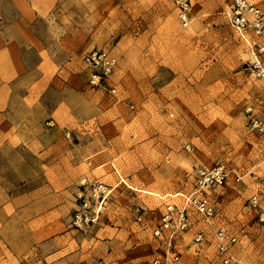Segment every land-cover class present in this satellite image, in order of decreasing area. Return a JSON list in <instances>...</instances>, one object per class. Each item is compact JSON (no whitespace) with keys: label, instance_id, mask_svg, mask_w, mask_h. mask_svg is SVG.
<instances>
[{"label":"rangeland","instance_id":"rangeland-1","mask_svg":"<svg viewBox=\"0 0 264 264\" xmlns=\"http://www.w3.org/2000/svg\"><path fill=\"white\" fill-rule=\"evenodd\" d=\"M177 1L0 0V45H17L11 57L44 80L22 86L20 110L38 97L33 108L60 124L48 126L58 143L52 169L45 151L27 148L29 134L4 135L17 149L0 157V264H148L163 252L154 233L167 206L196 188L198 170L221 163L243 178L210 193L211 224L191 213L180 264H224L218 229L238 238L232 264H264V135L248 129L250 115L264 122V77L252 67L264 66V29L248 43L229 23L233 0H189L184 27ZM250 1L264 22V0ZM101 49L118 65L94 85L83 56ZM61 172L68 188L53 180L54 226L45 229L50 220L35 210ZM93 182L108 188L105 208L97 225L76 227L78 195ZM62 236L69 249L46 259L44 244Z\"/></svg>","mask_w":264,"mask_h":264},{"label":"built area","instance_id":"built-area-1","mask_svg":"<svg viewBox=\"0 0 264 264\" xmlns=\"http://www.w3.org/2000/svg\"><path fill=\"white\" fill-rule=\"evenodd\" d=\"M181 19L184 27L189 25V0L177 1ZM230 25L246 40L248 33L254 31L262 35L264 29L263 13L257 5L250 0H233L229 12ZM83 62L93 70L92 84L100 85L105 83L114 73L118 65V58L110 51L101 49L92 51L83 56ZM252 67L259 76L264 77V66L256 59ZM115 93L116 89H112ZM251 112V111H248ZM248 129L256 135H264V122L255 115H250ZM233 177L237 182L242 180L240 173L224 163L218 164L212 169H200L197 172L196 188L189 194L183 196L180 204L168 205L163 215L161 224L154 235L162 245L163 252L156 254L148 264H180L182 255L178 247L180 242L186 240L192 222L191 213L196 212L206 222L211 224L217 212L212 202L210 193L222 187ZM107 187L102 183L93 182L84 184L79 199V207L75 211L74 225L79 228L95 226L99 223L100 214L105 208L107 200ZM252 206L258 205V198H252ZM140 213L138 220H143ZM222 262L232 264L235 260L232 254V246L238 243L237 236L225 229H218L215 232ZM194 244L198 245L203 241V234H197Z\"/></svg>","mask_w":264,"mask_h":264},{"label":"crops","instance_id":"crops-1","mask_svg":"<svg viewBox=\"0 0 264 264\" xmlns=\"http://www.w3.org/2000/svg\"><path fill=\"white\" fill-rule=\"evenodd\" d=\"M1 44V42H0ZM20 46V44H19ZM16 45L15 48L9 45H0V157L4 158V151L5 150H16L17 145H14L12 141H5L4 135L10 134L13 139L14 134L20 135H28L31 141H28L27 148L29 149H36L38 151H45L44 159L46 161L45 167L53 168L54 164V156L52 154L53 149H57L58 143H54L53 141L49 140L50 134L52 133L53 129L49 128L48 126L56 125V128H59L60 125L53 119V115L43 109V111H36L33 106L36 104L38 100H34L32 105L27 104V102L23 103V107L25 110L21 111L20 106L21 103V95L20 89L22 86L29 85H40L43 83L44 80H39L36 78V73L34 70H26L22 59L19 56L11 57L10 53L11 50L17 54ZM9 62L10 66H3V62ZM43 64V63H42ZM41 68V67H40ZM35 75L34 77H32ZM36 81H38L36 83ZM51 82V80H49ZM32 82V84H30ZM34 83V84H33ZM28 97H26L27 99ZM25 100V99H24ZM26 143V142H25ZM21 146V145H20ZM24 148H26L24 146ZM67 154H62L60 156L61 162L64 163ZM59 158H55V162H57ZM53 180L59 182V186L61 187V191H64L68 188V180L66 175L61 172L59 176H55L49 178V182L46 181L44 192L52 193V196L49 198L50 200L45 201L43 204L44 206H40L36 208L35 213L44 212L47 216L46 219L50 221H45L46 226L45 229L52 228L53 222L51 221V217L53 216V209H52V199H53V191L56 189V185L52 184ZM3 180L0 178V191L5 192L3 186ZM2 182V183H1ZM55 187V188H54ZM37 193L35 192V195ZM65 194L57 195L60 198H63ZM36 197V196H35ZM52 203V204H51ZM0 204V213L4 212L3 206ZM50 215V216H49ZM44 244V248L46 252L44 256L46 259H49L54 255V253L64 252L69 249V246L65 245L66 236H62L59 240H55L50 238ZM60 246V248H57ZM68 246V247H67Z\"/></svg>","mask_w":264,"mask_h":264}]
</instances>
